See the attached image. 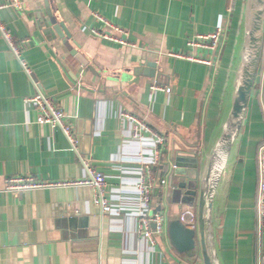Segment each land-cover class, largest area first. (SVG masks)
Wrapping results in <instances>:
<instances>
[{"label":"crops","instance_id":"obj_1","mask_svg":"<svg viewBox=\"0 0 264 264\" xmlns=\"http://www.w3.org/2000/svg\"><path fill=\"white\" fill-rule=\"evenodd\" d=\"M20 1L21 8L0 10L16 38L26 39L23 56L32 68L31 75L25 72L0 32V264H203L197 240L186 252L172 240L171 224L187 204L174 202L169 186L152 196L153 208L165 214V232L156 234L155 244L137 233L138 143H127L129 121L119 112L143 117L166 137L164 158L154 169L158 176H168V184L199 176L228 114L246 0H47L52 16L46 0ZM94 12L126 28L134 45L85 29L103 27ZM59 21L71 39L58 34ZM220 24L224 32L215 49L188 44ZM71 48L100 75L86 70ZM148 61L156 63L157 76L145 75ZM261 63L215 201L221 264L264 259V224L256 208L264 48ZM37 87L61 104L76 133L77 152L62 130L37 121V109L26 100ZM174 140L184 147L175 156ZM80 155L106 175L110 197L118 192L108 210L94 203L88 184L5 189L6 178L16 174L43 181L82 178ZM177 163L184 174L176 173Z\"/></svg>","mask_w":264,"mask_h":264},{"label":"built area","instance_id":"obj_2","mask_svg":"<svg viewBox=\"0 0 264 264\" xmlns=\"http://www.w3.org/2000/svg\"><path fill=\"white\" fill-rule=\"evenodd\" d=\"M21 8L20 0H8L0 3V10L9 7ZM101 22L103 27L84 26L91 33L112 40L123 45H134L128 37V30L102 15L99 12L93 13ZM0 32L6 40L9 48L14 52L15 56L20 60L25 72L31 75L32 68L23 56V47L26 39H17L9 26L0 17ZM224 27L220 24L217 28L207 34H199L188 40L190 45H199L215 49L219 44ZM205 60V59H201ZM209 61V60H207ZM156 88L170 91V87H162L156 85ZM26 100L33 104L38 111L37 121L39 123L48 124L52 129H60L67 137L71 145V150L77 152V136L71 125L66 119V114L61 104L51 95L41 91L37 87V92L26 97ZM120 116L129 121V128L125 134L131 143H138L136 148L137 158L140 162L137 168L135 179V204L137 205V224L136 231L145 237L151 244L156 243V234H162L166 230L165 214L162 210L153 208L152 196L156 188L166 189L170 187L168 184V176L160 177L155 173V167L158 166L164 158V147L166 137L159 130L155 129L146 119L139 115L121 110ZM127 143H124L127 144ZM80 160L85 169V176L79 179L60 180V181H43L32 174H16L6 178L5 189L9 191H22L29 188H37L44 186H59L71 184H88L93 191V201L104 210L110 207L111 197L116 198L118 192L108 195V182L106 175L97 169L88 158L80 155ZM258 165V184H257V214L258 218L264 224V139L260 142L257 153ZM173 166H176L173 164ZM169 187L167 189H169ZM113 192V191H111ZM180 222L189 229L196 228V211L193 206L187 204L181 210L179 215ZM259 264H264L263 257ZM185 264H195L187 262Z\"/></svg>","mask_w":264,"mask_h":264},{"label":"water","instance_id":"obj_3","mask_svg":"<svg viewBox=\"0 0 264 264\" xmlns=\"http://www.w3.org/2000/svg\"><path fill=\"white\" fill-rule=\"evenodd\" d=\"M46 6L52 16V10L47 0ZM243 26L239 62L231 78L233 94L228 103V114L222 125V130L205 155L199 176L197 173L193 180L170 181L168 191L174 202L196 204V228H186L180 220H174L171 224V237L181 252L193 249L194 239L197 240L203 264H221L216 245L215 201L219 184L228 173V161L244 123L249 100L260 69L264 48V0H246ZM54 28L64 40L71 39V32L66 27L65 22L55 23ZM68 46L70 47V44ZM70 52L86 70L100 75L94 65L89 63L86 56L77 48H71ZM98 66L102 68L100 65ZM146 66L145 75L157 76L155 62L148 61ZM149 68L152 70H148ZM183 149L184 147L176 140L173 141L174 156L177 150ZM175 165L177 174L185 173L182 166H179L178 163ZM196 170L197 168L193 171Z\"/></svg>","mask_w":264,"mask_h":264},{"label":"trees","instance_id":"obj_4","mask_svg":"<svg viewBox=\"0 0 264 264\" xmlns=\"http://www.w3.org/2000/svg\"><path fill=\"white\" fill-rule=\"evenodd\" d=\"M261 62H262V58H261ZM262 64V63H261ZM261 64H260V69H259V71L261 72V70H262V66H261ZM160 177H162V175H160ZM201 260V259H200ZM199 264L201 263V261H199L198 262Z\"/></svg>","mask_w":264,"mask_h":264},{"label":"rangeland","instance_id":"obj_5","mask_svg":"<svg viewBox=\"0 0 264 264\" xmlns=\"http://www.w3.org/2000/svg\"><path fill=\"white\" fill-rule=\"evenodd\" d=\"M4 21V20H3ZM5 22V21H4ZM6 23V22H5ZM7 24V23H6ZM44 92V91H43ZM44 93H46V92H44ZM47 94V93H46Z\"/></svg>","mask_w":264,"mask_h":264}]
</instances>
